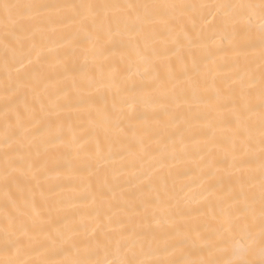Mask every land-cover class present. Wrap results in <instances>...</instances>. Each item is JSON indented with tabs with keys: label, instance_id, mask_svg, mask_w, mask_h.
I'll use <instances>...</instances> for the list:
<instances>
[{
	"label": "snow or ice",
	"instance_id": "6c2138e0",
	"mask_svg": "<svg viewBox=\"0 0 264 264\" xmlns=\"http://www.w3.org/2000/svg\"><path fill=\"white\" fill-rule=\"evenodd\" d=\"M0 34V264H264V0H0ZM149 103L167 120L140 129ZM73 110L103 134L94 150ZM60 156L94 213L52 185ZM133 180L139 204L118 191Z\"/></svg>",
	"mask_w": 264,
	"mask_h": 264
},
{
	"label": "bare ground",
	"instance_id": "6f19581e",
	"mask_svg": "<svg viewBox=\"0 0 264 264\" xmlns=\"http://www.w3.org/2000/svg\"><path fill=\"white\" fill-rule=\"evenodd\" d=\"M14 2H25V0H14ZM46 2L61 3V2H65V0H46ZM72 2H80V0H72ZM116 2L126 3V2H131V0H116ZM135 2H142V0H135ZM177 2H189V0H177ZM126 54H127L126 51H118L116 53L115 59L119 60L120 56ZM245 57L253 58L258 62L259 48L258 47L249 48L245 50V52L240 57L241 61H243ZM4 59H5V51L2 46V41H0V81H2L4 78ZM232 59H234V57L231 53L225 54L221 52L219 54V62L223 65L221 71V77L229 75L233 71V68L230 66V62ZM119 66L123 70L124 64L122 62L119 64ZM161 70L165 71L163 67ZM24 71L26 72L28 71V69H25ZM148 93L149 90L144 89L143 92H140L138 90L137 94H142L147 96ZM29 99L31 100V96H29ZM111 99H112L111 89L102 90V92L100 93L93 92V100L96 107L102 108L104 105L110 104ZM19 103L20 106L22 107L23 100H21ZM66 115L69 117L68 122L72 124L77 129V131H79L80 134L85 137L87 141V147L89 148V150H94L97 139H100L101 141L103 140V134L90 129L85 112L83 111L77 112L73 110L70 113H67ZM2 116H3V104L0 103V125H2L3 123ZM165 120H167V116L159 112L158 106L149 103L147 106L140 107L136 110L132 123L135 124L138 128L143 129L146 122L151 123L156 127H161L163 121ZM165 135H171V132L166 131ZM220 158H222V155ZM59 163L62 165V167L57 172L50 173V175L53 177L51 181L52 185L53 186L56 184L63 185L62 190L65 193V195H73L80 201L79 207L76 209L77 218H79L80 214L88 216L90 213H94V206L91 204L90 201L86 199V188L81 187L79 189H75V186L79 183L80 176L82 175L86 176L87 174L73 173L68 157L60 156ZM174 171L177 174L178 188L183 187L184 185L193 184L196 178L195 171L192 169L190 165L187 164H178L177 168ZM128 179L130 178L125 177V180ZM169 180H171V177H169ZM93 181H95V178H93ZM95 187L97 189L100 187L98 182L95 183ZM74 189L75 191H73ZM118 191H123L124 193H127V196L125 197L126 199L134 198L136 199V202L138 204L140 203L141 193L138 190L136 186V182L134 180L131 183H124L122 189H119ZM28 195L29 193L27 191L13 192L12 199L13 200L18 199L19 201H23ZM2 199H3L2 194H0V201H2ZM103 213L106 214L107 210L106 209L103 210ZM56 219L62 220L63 217L57 216ZM0 220H2V216H0ZM97 223L102 224L103 221H97ZM3 243H4V237L0 235V247L3 246ZM0 258H3V253H0Z\"/></svg>",
	"mask_w": 264,
	"mask_h": 264
}]
</instances>
